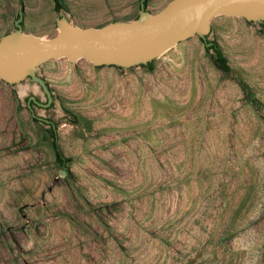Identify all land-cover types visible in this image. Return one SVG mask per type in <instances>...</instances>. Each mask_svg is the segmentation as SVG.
I'll return each mask as SVG.
<instances>
[{"label":"rangeland","instance_id":"1","mask_svg":"<svg viewBox=\"0 0 264 264\" xmlns=\"http://www.w3.org/2000/svg\"><path fill=\"white\" fill-rule=\"evenodd\" d=\"M134 1L0 0V28ZM152 65L0 106V264H264L261 22L192 35Z\"/></svg>","mask_w":264,"mask_h":264},{"label":"water","instance_id":"2","mask_svg":"<svg viewBox=\"0 0 264 264\" xmlns=\"http://www.w3.org/2000/svg\"><path fill=\"white\" fill-rule=\"evenodd\" d=\"M264 21V0H139L0 28V106L50 97L192 36ZM207 45H210L208 43ZM66 172L62 171V175Z\"/></svg>","mask_w":264,"mask_h":264},{"label":"trees","instance_id":"3","mask_svg":"<svg viewBox=\"0 0 264 264\" xmlns=\"http://www.w3.org/2000/svg\"><path fill=\"white\" fill-rule=\"evenodd\" d=\"M56 9L59 10L60 6L56 4ZM261 25L264 28V21L261 22ZM202 39V38H201ZM206 40V39H203ZM210 45H207L208 50H212L213 52L211 53V58L215 65L221 69L225 74H229L231 72V67L229 65L228 59L225 56L224 52L220 48L217 42L215 41H209ZM208 44V43H207ZM153 60L147 62V63H142L141 65L144 67H153ZM120 67L121 66H117ZM241 88L245 95L250 98L251 95V90L250 86L246 82H241ZM52 128L50 132L52 133V145L55 151L56 155V161L61 164L63 167H66L68 162L70 161V158L66 157L64 153L61 151L60 146L58 144V134H57V124L56 123H51Z\"/></svg>","mask_w":264,"mask_h":264},{"label":"flooded vegetation","instance_id":"4","mask_svg":"<svg viewBox=\"0 0 264 264\" xmlns=\"http://www.w3.org/2000/svg\"><path fill=\"white\" fill-rule=\"evenodd\" d=\"M34 102V101H33Z\"/></svg>","mask_w":264,"mask_h":264}]
</instances>
